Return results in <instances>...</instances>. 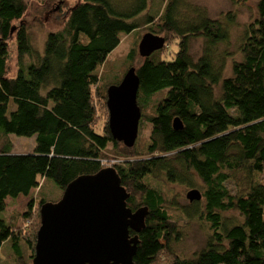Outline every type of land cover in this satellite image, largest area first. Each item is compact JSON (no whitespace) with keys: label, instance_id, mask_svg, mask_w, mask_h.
I'll use <instances>...</instances> for the list:
<instances>
[{"label":"trees","instance_id":"1","mask_svg":"<svg viewBox=\"0 0 264 264\" xmlns=\"http://www.w3.org/2000/svg\"><path fill=\"white\" fill-rule=\"evenodd\" d=\"M182 5L183 0H167L163 9L137 21L134 17L147 11L148 0H136L135 6H125L128 9H121L116 0H80L65 25L48 34L42 55L23 20L29 11L26 1L0 0V251L10 240L17 264H32L40 209L48 201L41 197L35 204L30 198L21 212L23 226L30 223L27 230L2 218L7 200L29 197L43 180L64 191L76 178L96 174L110 163L130 195L128 207L149 209L146 227L138 234L135 264H155L166 253L168 264H264V0L258 1L257 17L245 30L239 59L230 70L212 56L230 39V23L208 18L187 23L179 15ZM141 24L177 44L171 59L157 51L140 56L143 61L135 67L139 106L144 112L153 105L143 149L139 139L132 148L115 141L108 122L98 133L96 123V103L107 109V86H99L100 66L121 37ZM203 38L208 46L195 60L191 40ZM13 40L18 71L11 77ZM136 56L132 49L126 59L133 64ZM176 117L183 123L181 130L173 128ZM10 135L36 137L34 152L16 154ZM153 178L203 187L202 202L193 203L199 210H178L209 223L206 245L194 257L180 258L174 252L179 234L170 214L173 208L151 185ZM233 212L240 222L225 217ZM21 243L28 258L22 256Z\"/></svg>","mask_w":264,"mask_h":264},{"label":"rangeland","instance_id":"2","mask_svg":"<svg viewBox=\"0 0 264 264\" xmlns=\"http://www.w3.org/2000/svg\"><path fill=\"white\" fill-rule=\"evenodd\" d=\"M25 1L29 6V11L23 20L31 27L29 32L32 44L43 55L44 44L48 34L60 30L65 25L70 9L80 0H66L62 4L59 0ZM258 1L259 0H183L185 6L182 5L179 15L187 23H189L191 19H194L195 22H197L200 18H208L212 21H226L227 23H230V39L227 42L220 43L215 49L214 54H212L216 62H225L230 70L232 62L239 59V47L242 43L245 30L257 17ZM116 4L123 9L125 6H135L136 0H116ZM166 5L167 0H148L147 11L134 18L137 19V21H143L142 16L144 14H149L156 9H163ZM150 27L151 26L149 25L141 24L140 28L136 29L131 34L123 35L121 37L120 45L109 55L106 63L100 66V87L107 86L108 89V87L113 85V83H115L123 73L127 72L129 68L133 66L137 68L142 63L143 59L139 55L138 47L145 34L153 33L150 31ZM155 35L162 36L166 39L165 47L160 51L163 52V59H171L177 50L176 39H169L164 34ZM208 43V40L206 41L205 38L192 39L190 44L191 56H193L195 60H198L203 55ZM132 49H136L137 53L133 64L126 59V56L132 51ZM9 67L10 76H16L18 71V54L15 40H13L10 45ZM227 75H229V73H227ZM93 90H95L94 87ZM96 108V123L98 124L97 132L102 133L104 125H106L107 122L109 123V111L107 110L108 108L106 110L103 109V104L101 102L96 103ZM142 113L143 115L145 114V117L144 120H142L143 118L141 119L140 123L141 131L138 137L140 149H143V146L147 143V139L150 135L151 124L146 119L147 116L153 113V105L146 108ZM10 139L14 143V152L16 154H32L37 145L36 137L27 138L10 135ZM120 159L126 161L124 158ZM133 160H137V158H133ZM115 162L119 163V160H115ZM242 179V177H239L237 183L241 184ZM150 182L153 187L162 191L169 208H173L172 211L170 210V214L173 217V221L177 226V232L179 234V240L172 244L174 252L180 258L194 257L195 254L206 245L209 234V223H207L203 217L188 218L178 210H193L194 202L189 201L187 194L194 189L199 190L202 194L203 187L200 186L192 189L185 185L173 184L158 178H153ZM233 190L235 191V188H233ZM62 194L63 191L53 181L43 180L40 188L32 192L29 197H19L15 201L8 199L6 212L2 214V218L8 223L15 224L16 227H22L23 219L21 217V212L26 209L31 197H33L32 199H34L35 204H37L43 197L48 202H56L61 199ZM202 199L203 198H201L200 203L202 202ZM194 210H199V208L195 207ZM195 212L198 214L200 211ZM225 217H229L233 223L240 222L241 220L237 212L228 214ZM29 225V222L24 224L23 229L28 230ZM20 245L21 251L23 252L22 256L28 258L29 252L27 246L25 243H21ZM11 250L12 246L11 241L9 240L5 242L1 248L0 264H17L15 262L16 255ZM166 254H162V257L156 261L155 264H168V256Z\"/></svg>","mask_w":264,"mask_h":264},{"label":"water","instance_id":"3","mask_svg":"<svg viewBox=\"0 0 264 264\" xmlns=\"http://www.w3.org/2000/svg\"><path fill=\"white\" fill-rule=\"evenodd\" d=\"M165 44L164 37L147 33L140 41L139 55L148 58ZM139 88L137 70L131 67L120 83L107 89L110 132L128 148L134 147L139 137ZM173 128H183L180 118L174 119ZM129 198L112 166L76 178L60 200L41 206L32 264H135L138 234L146 227L149 209L133 211L128 207ZM187 198L200 202L202 194L194 189ZM131 231L135 235L131 236Z\"/></svg>","mask_w":264,"mask_h":264},{"label":"built area","instance_id":"4","mask_svg":"<svg viewBox=\"0 0 264 264\" xmlns=\"http://www.w3.org/2000/svg\"><path fill=\"white\" fill-rule=\"evenodd\" d=\"M113 165V163H110V164H108L107 166H112Z\"/></svg>","mask_w":264,"mask_h":264},{"label":"flooded vegetation","instance_id":"5","mask_svg":"<svg viewBox=\"0 0 264 264\" xmlns=\"http://www.w3.org/2000/svg\"><path fill=\"white\" fill-rule=\"evenodd\" d=\"M125 163V162H124ZM131 232H133V231H131ZM131 236H133L132 234H131Z\"/></svg>","mask_w":264,"mask_h":264}]
</instances>
